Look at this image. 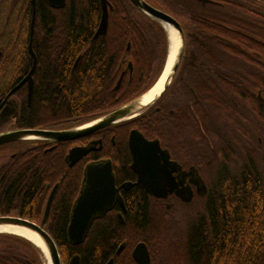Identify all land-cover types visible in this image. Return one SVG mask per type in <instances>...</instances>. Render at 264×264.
I'll list each match as a JSON object with an SVG mask.
<instances>
[{"label": "trees", "instance_id": "trees-1", "mask_svg": "<svg viewBox=\"0 0 264 264\" xmlns=\"http://www.w3.org/2000/svg\"><path fill=\"white\" fill-rule=\"evenodd\" d=\"M144 1L179 22L184 52L163 97L145 113L110 128L115 146L97 157L111 158L117 183L123 172L126 180L134 177L131 170H121L130 163L125 143L130 129L174 148L180 136L194 135L200 154L207 155L205 137L219 144L214 137L233 130L220 134L217 124L233 128L246 109L258 113L253 117L264 140V104L256 110L253 104L259 101L251 95L259 90L264 99V1ZM107 2V33L94 40L100 0H65L61 9L35 0L32 98L28 104L25 86L15 92L21 112L14 129L77 127L133 101L156 82L168 54L167 32L128 0ZM31 16L32 0H0V103L32 66ZM168 109L174 115L164 124ZM22 145L0 166V216L40 223L58 184L47 229L63 264L76 255L83 263L103 264L121 242L126 248L115 261L134 263L131 250L143 242L150 264H264V170H213L212 179L208 170H199L208 192L195 198L199 211L176 230L171 227L173 213L190 204L178 202L167 211L163 202L134 187L124 200V221L107 213L93 223L86 242L75 247L68 242L67 228L87 160L69 168L65 157L70 143L52 151L44 142ZM0 264H44V259L28 241L0 234Z\"/></svg>", "mask_w": 264, "mask_h": 264}, {"label": "water", "instance_id": "water-1", "mask_svg": "<svg viewBox=\"0 0 264 264\" xmlns=\"http://www.w3.org/2000/svg\"><path fill=\"white\" fill-rule=\"evenodd\" d=\"M128 1L144 15L159 22L166 32V25L171 26L176 31L177 36L180 40V47L176 52L175 61L171 68L172 74L168 83L164 86L159 96L150 104L144 106L142 109L138 108L139 100L145 94H147L162 77L170 52L169 36L168 54L163 71L156 82L152 85V87H150L138 98L104 116L70 129H16L13 131L0 133V147L18 142H44L52 145V147L47 149V151H52L57 144L73 142L88 135L94 134L100 130L114 127L118 124L134 119L149 110L163 97V95L170 87L176 72L178 71L184 52L185 39L182 27L175 18L163 12L162 10L151 6L144 0ZM45 2L48 4V6L54 9H61L65 6V0H45ZM100 5L102 13L100 22L93 37L94 40L99 38L100 36H105L108 29L107 0H100ZM34 23L35 0H32V16L30 22L28 44L29 53L33 60L32 66L28 74L14 88L10 90V92L2 101V107L4 105L5 106L0 112V126H2L5 123L6 119H8L12 115V112L8 109V107H13V109L17 108L16 102L11 99V96L16 91H18L22 86L26 85L28 104H30L32 98L33 73L37 64L36 57L32 49ZM129 72L130 74L132 73L131 64H129ZM122 79L123 74L120 76L117 82L116 89L119 87ZM261 100L264 102L262 98ZM128 150L131 157L130 168L136 175V181L134 184L126 183L122 185L123 188L128 189L131 186H135L144 190L149 196L160 200L167 199L168 196L175 194V196L184 203L192 202L194 194L190 186L178 188V184L172 176L173 172L172 170H169V167H172L174 163L170 162L168 152L161 149L158 140H148L138 130L134 129L130 131L128 136ZM90 151L91 149L88 147L71 148L65 157V161L68 167L72 168L83 157L88 155ZM190 173H193L194 176V181H192V183L196 186V195L204 196L207 193V189L198 171L191 170L189 174ZM57 188L58 184H55L47 198L40 223H36L16 216H0V225H12L26 229L40 240L45 250H42V248H40L34 242L26 239L25 237L9 233H0L17 236L31 243L42 254L44 264H63L57 246L47 229L49 214ZM117 203H119L122 209L125 210L123 200L119 195V188L116 187L115 184V177L111 161L100 160L97 162L87 163L83 172L81 190L73 204L70 214L69 224L67 228L68 242L75 247L82 245L93 223L96 220L103 218L107 213L112 211ZM167 208H169V206H167ZM117 254H119V252ZM132 258L137 264H150L149 252L144 243H139L136 245L132 252ZM79 262V256L76 255L70 260L69 264H79ZM112 263L113 260H110L108 262V264Z\"/></svg>", "mask_w": 264, "mask_h": 264}, {"label": "flooded vegetation", "instance_id": "flooded-vegetation-1", "mask_svg": "<svg viewBox=\"0 0 264 264\" xmlns=\"http://www.w3.org/2000/svg\"><path fill=\"white\" fill-rule=\"evenodd\" d=\"M24 86L26 87V85ZM14 94L11 96V99L16 102L17 108L13 109V107H8V109L12 112V115L8 119H6L5 123L2 126H0L1 130L4 129L3 132H5L7 128H13L12 126L13 123L16 122L20 116V112H21L20 104L18 103ZM251 95L254 96L256 100L259 101L257 104L256 103L253 104L255 109L259 110L261 105L264 104V102L261 100V98L263 99L261 91L259 90L253 91L251 92ZM166 100H167L166 97L162 99L163 105H166ZM4 106L2 107V102H1L0 112L4 108ZM246 106L247 108L248 107L251 108L252 105H246ZM189 108L192 109L191 106ZM189 108H187V110H189L190 112ZM245 113L246 114L242 115L245 124L241 132L238 131L239 133L235 135L224 134L223 136L214 137V139H217V141L220 142L219 144L212 143L213 141L212 136L205 137L207 138V141L205 142L207 145V155L200 154L199 140L194 135H191L190 137L180 136L176 142L175 148L169 145L166 141H165L166 144L164 146L160 144L161 149L168 152L170 162L174 163L172 167H169V170H172L173 172L172 176L176 180V183L178 184V188L190 186L194 194L193 199L197 197L196 186L192 183V181H194L193 173L189 174L191 170H197L198 173L199 170H260V171L264 170V140L262 135H260L261 126L260 124H258L257 120L253 117V115L257 116L258 113L257 112L251 113V111L249 112V110ZM173 115H174L173 109L165 110L163 112L164 124H166L168 117ZM110 128L100 130L94 134L88 135L84 138H81L73 142H66V143H70L67 153L73 147H88L91 149L90 153L85 157H83L79 162H81L82 160H87L86 162L87 164L89 162H97L100 160H110L112 163L110 157H99V158L97 157L98 154L102 156L105 155L106 152L104 151H106L107 148L115 146V135L113 134ZM131 130L134 129H130L125 138L127 149H128V136ZM220 140L223 141L221 142ZM237 153H239V155H237ZM200 157L202 158V162L200 160ZM130 164H131V157H130V163L128 165V169H121V170H131V172L133 173L132 169L130 168ZM114 167L115 166L112 163L113 170H115ZM124 174L125 172L120 174V176L123 178L118 183L115 178L116 181L115 184L116 187L119 188V195L123 200L125 210H123L121 205L117 203L114 209L110 211L111 213H114L115 218L121 223L124 221V215L127 212L124 200L127 194L135 187V186H131L130 188L125 189L122 187V185L126 183L134 184L136 181V175L134 173H133L134 177L132 180L124 179L125 178ZM114 177H115V173H114ZM160 201L163 202L166 209H170L172 206H174L175 203L178 202L186 204L183 201H181L178 197H176L175 194L168 196L167 199L164 200L161 199ZM167 206H169V208H167ZM87 238L88 235L84 243L86 242ZM139 243H143V242H139ZM136 245L131 250L130 253L131 258H132L133 249L136 247ZM125 248H126V243L121 242L116 247V249H114L112 255H110L107 261L103 264H108L110 260H113L112 264H137L133 260V258L132 260L134 261V263L115 261V257L121 256ZM118 252L119 254H117ZM67 264H69V262ZM79 264H94V263H83L80 261Z\"/></svg>", "mask_w": 264, "mask_h": 264}, {"label": "bare ground", "instance_id": "bare-ground-1", "mask_svg": "<svg viewBox=\"0 0 264 264\" xmlns=\"http://www.w3.org/2000/svg\"><path fill=\"white\" fill-rule=\"evenodd\" d=\"M166 30L168 32L169 41H170V52L166 67L159 82L139 100L138 103L139 109H142L144 106L150 104L153 100H155L159 96L164 86L168 83L170 76L172 74L171 68L175 61L176 52L180 47V40L179 37L177 36L176 31L171 26L166 25ZM0 233H9V234L25 237L26 239L34 242L36 245L42 248V250H45L40 240L34 234L30 233L26 229L12 225H0Z\"/></svg>", "mask_w": 264, "mask_h": 264}, {"label": "rangeland", "instance_id": "rangeland-1", "mask_svg": "<svg viewBox=\"0 0 264 264\" xmlns=\"http://www.w3.org/2000/svg\"><path fill=\"white\" fill-rule=\"evenodd\" d=\"M245 112H247L246 110H242L241 114L244 115L246 114ZM244 124L245 121L244 119H242L238 124L233 125V128L229 125V124H217V129L218 132L220 134H222L223 132H230V130H233V133L231 135H235L239 132H241L244 128ZM14 128H7L6 131H11ZM4 129H2L0 132H3ZM239 131V132H238ZM228 133H226L227 135ZM229 134V135H230ZM242 134V133H241ZM22 143L18 142V143H14V144H9V145H4L0 147V166L6 162L7 159H9L16 151H18L20 148H22ZM208 176L211 177L210 179H212V172L213 170H208ZM200 173V172H199ZM211 173V175H210ZM200 176L203 179L202 174L200 173ZM204 183L206 184V189L208 192V183L205 182V180L203 179ZM206 195V194H205ZM202 196H197L196 198H201ZM196 199H193V201L191 203H189L190 205H188L187 207H184V210H176L173 215H172V220H171V227L172 229L176 230L177 228H179L181 226V222L185 221L186 218L185 217H193L194 213H197L200 209L199 207V203L195 201ZM164 208L166 209V207L164 206ZM167 211H172L173 210V206L170 209H166ZM182 214H186V216H182Z\"/></svg>", "mask_w": 264, "mask_h": 264}]
</instances>
